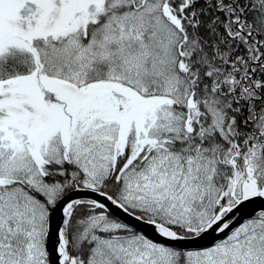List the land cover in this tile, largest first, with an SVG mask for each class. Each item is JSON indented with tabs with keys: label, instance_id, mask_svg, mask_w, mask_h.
Listing matches in <instances>:
<instances>
[{
	"label": "snow or ice",
	"instance_id": "obj_1",
	"mask_svg": "<svg viewBox=\"0 0 264 264\" xmlns=\"http://www.w3.org/2000/svg\"><path fill=\"white\" fill-rule=\"evenodd\" d=\"M0 264H264V0H0Z\"/></svg>",
	"mask_w": 264,
	"mask_h": 264
},
{
	"label": "water",
	"instance_id": "obj_2",
	"mask_svg": "<svg viewBox=\"0 0 264 264\" xmlns=\"http://www.w3.org/2000/svg\"><path fill=\"white\" fill-rule=\"evenodd\" d=\"M254 208H259V202H257V203H255V204H253V205H250L249 206V208H248V210H247V212H251L252 211V209H254ZM115 211V210H114ZM247 214V213H246ZM125 220H127L129 223H131V224H136L137 225V227L138 228H140V229H142L149 237H153L155 234H154V231H153V229L152 228H150V227H146V226H144V225H142V224H138L135 220H130L128 217H123ZM54 228H55V224H54ZM210 240H211V237H208V238H206L204 241H200V243H208V242H210Z\"/></svg>",
	"mask_w": 264,
	"mask_h": 264
}]
</instances>
